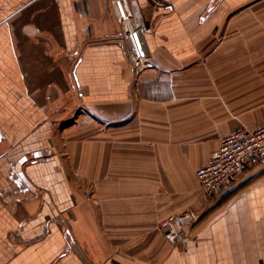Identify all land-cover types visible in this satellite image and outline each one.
<instances>
[{
  "label": "crops",
  "instance_id": "1",
  "mask_svg": "<svg viewBox=\"0 0 264 264\" xmlns=\"http://www.w3.org/2000/svg\"><path fill=\"white\" fill-rule=\"evenodd\" d=\"M128 3L139 66L112 0H0V264H264V164L195 175L264 124V0Z\"/></svg>",
  "mask_w": 264,
  "mask_h": 264
},
{
  "label": "built area",
  "instance_id": "2",
  "mask_svg": "<svg viewBox=\"0 0 264 264\" xmlns=\"http://www.w3.org/2000/svg\"><path fill=\"white\" fill-rule=\"evenodd\" d=\"M112 2L119 20L127 25V33L136 57L135 65L139 66L143 58L134 41L133 35L136 31L128 25L130 19L128 0H112ZM259 164H264V124L252 131L242 129L222 136L215 153L195 172L199 192L209 201L234 175ZM177 220L176 216L171 215L161 221L160 227L167 229L169 235L183 241L187 238L186 232L172 230Z\"/></svg>",
  "mask_w": 264,
  "mask_h": 264
},
{
  "label": "water",
  "instance_id": "3",
  "mask_svg": "<svg viewBox=\"0 0 264 264\" xmlns=\"http://www.w3.org/2000/svg\"><path fill=\"white\" fill-rule=\"evenodd\" d=\"M140 34H141L140 31H136L134 33L133 37H134V41H135V44H136V46L138 48V51H139L140 55H144V52H143L144 43L141 40Z\"/></svg>",
  "mask_w": 264,
  "mask_h": 264
},
{
  "label": "bare ground",
  "instance_id": "4",
  "mask_svg": "<svg viewBox=\"0 0 264 264\" xmlns=\"http://www.w3.org/2000/svg\"><path fill=\"white\" fill-rule=\"evenodd\" d=\"M133 32H134V31H133ZM133 32H132V33H133Z\"/></svg>",
  "mask_w": 264,
  "mask_h": 264
},
{
  "label": "rangeland",
  "instance_id": "5",
  "mask_svg": "<svg viewBox=\"0 0 264 264\" xmlns=\"http://www.w3.org/2000/svg\"><path fill=\"white\" fill-rule=\"evenodd\" d=\"M254 12V11H253ZM122 24V23H121Z\"/></svg>",
  "mask_w": 264,
  "mask_h": 264
}]
</instances>
